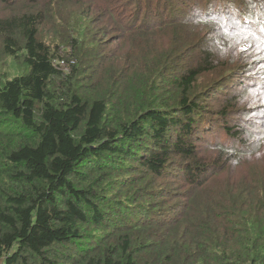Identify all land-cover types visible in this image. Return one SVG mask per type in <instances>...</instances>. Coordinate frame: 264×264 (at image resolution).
I'll use <instances>...</instances> for the list:
<instances>
[{"label": "trees", "instance_id": "16d2710c", "mask_svg": "<svg viewBox=\"0 0 264 264\" xmlns=\"http://www.w3.org/2000/svg\"><path fill=\"white\" fill-rule=\"evenodd\" d=\"M40 1L0 0V56L18 70L0 76V264H264V171L236 188L207 177L228 172L248 141L264 142V108L241 107L227 89L236 80L264 101V69L248 70L264 65V0L169 1L158 29L160 1L115 7V38L136 50L119 64L100 51L94 17H71L59 34L71 0ZM52 19L47 43L40 30ZM188 24L214 26L196 55L180 30ZM163 29L175 43L153 52ZM219 49L238 59L201 88ZM181 185L182 201L169 203Z\"/></svg>", "mask_w": 264, "mask_h": 264}, {"label": "rangeland", "instance_id": "374dc122", "mask_svg": "<svg viewBox=\"0 0 264 264\" xmlns=\"http://www.w3.org/2000/svg\"><path fill=\"white\" fill-rule=\"evenodd\" d=\"M48 1V0H46ZM75 1V2H74ZM136 0H71L67 7L62 6L64 9L61 11L62 13V19L58 27L59 34L63 33L65 34L66 28L64 26V21L68 20L69 18L73 17L74 19L78 18L79 16L83 15H89L91 17H94L91 21L92 23L88 26L91 28L90 32H95L97 37L102 43V48L100 51L105 52L109 54V64L110 62H114L115 64L120 63V59L122 57H126L128 54H133L136 52L135 49H132V44L127 39L126 36H124V39L115 38V35L117 32H115L112 27L115 26L114 23H111L108 21V13L112 12V9L116 7L118 10H122V7L125 6V10L127 11L128 4L134 3ZM153 1H160V3L157 5L158 8L154 10V13L156 15L153 16L154 20L152 22L155 23V29H158L163 23L168 22L165 18V14L167 12L166 4L171 1L176 3V0H153ZM214 1V0H213ZM217 3H220L221 1L226 0H215ZM45 1L41 0L39 5H42ZM107 2H111L112 5H109ZM237 2V1H235ZM52 6V5H51ZM107 9V11L105 10ZM132 11H135V6H131ZM5 10L0 8V17L5 15ZM53 14V13H52ZM65 17V18H64ZM53 18V17H52ZM115 18V17H114ZM71 19L70 23L66 25V27H73L76 23V20ZM156 19V20H155ZM172 20V19H171ZM173 20H177V22L182 21H189L188 16L183 19L180 17H175ZM54 19H52V22L50 26L47 27L42 25L41 27V34L40 37L44 40L50 42L53 40V33L55 32L54 28ZM184 25V24H179ZM190 27L185 28L181 27V32H183L182 36L185 39L186 43L191 42V47H194L196 50H193L192 52L194 55H196L197 51L199 49H204L205 42L203 41V36L206 34H210L212 32L211 28H214L213 25H200V24H188ZM79 26L80 27H83ZM207 26V27H206ZM117 27V26H116ZM209 29L207 30V28ZM73 30H78L76 27L73 28ZM160 31V32H158ZM184 31L187 32V34H184ZM208 31V32H207ZM89 32V33H90ZM207 32V33H206ZM119 33V32H118ZM152 36L154 37L152 44L154 48H152L151 51L157 52L160 49H167L168 46H172L175 43L174 38L169 36V32L167 29L163 30H156L155 32H152ZM202 38V40H201ZM57 42L63 41V38L58 40ZM260 47V45L258 44ZM250 48L249 45H241L239 48V53L241 54H247L245 49ZM260 50L264 53V47H260ZM219 53H217V59H218V65L217 70L215 71L216 75L207 74L201 79H199V83L201 85V88H204L207 86V81L216 79L221 80L222 77H228V72L230 71V67L225 66L229 60L233 61L230 63H234L237 61L238 57L234 55H231V50H218ZM69 50L68 48H62V57L68 56ZM64 63L60 62V66L63 70L66 71L67 74H70V72H67L69 70H66L67 67H63ZM252 70L254 72H258L259 69L263 70L264 65H251L248 67V70ZM18 73L17 67L11 59L5 58L0 56V76L5 78H12ZM228 75V76H227ZM250 76L257 75V73H251ZM235 83L232 85L227 86V89H229L228 94H233L236 92V103L238 105H241V107L250 105L252 107H261L264 108V101L263 99L255 98L257 92H242L238 87H234L235 84L238 85L236 80H233ZM78 84V83H77ZM239 91V93H238ZM212 95V94H211ZM224 93H215L212 95L211 98L206 99L204 102V107H208L210 109H215L218 107V104L223 99ZM235 102V101H234ZM257 114V113H256ZM260 117H264V114ZM235 119V118H234ZM215 134V131L212 133H209L206 136H212ZM248 138H245V140ZM205 145V144H204ZM211 147V146H210ZM239 147L236 148V151L239 152ZM201 155L206 158H212L215 157L217 153H215L212 150L200 148ZM236 159L233 161L234 166L230 168L228 172H225L224 168L220 167L216 172H213L212 174L208 175L210 179L214 176H217L218 180L214 186L217 185L219 182V185H225L226 183L230 184L234 188L240 186L241 183H248L251 181L252 176L262 173L264 171V142L258 145L257 140H250L246 143L243 153L239 154V156L235 157ZM218 172V173H217ZM250 174V178L247 177V175ZM212 176V177H211ZM209 180H206L205 183H209ZM159 185H165L164 181H159ZM185 185H181L179 188H176L173 190L172 196L169 198V203H173L175 201H182V194H179V191L184 192ZM214 195V194H211ZM174 197V198H173ZM181 199V200H180ZM263 214H261L262 216ZM221 228V227H220ZM236 247V246H235ZM235 247L233 249H235Z\"/></svg>", "mask_w": 264, "mask_h": 264}]
</instances>
